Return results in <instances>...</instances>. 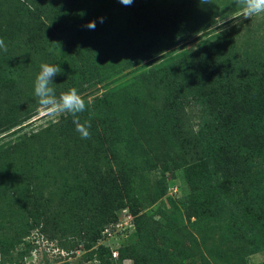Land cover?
<instances>
[{
	"label": "rangeland",
	"instance_id": "1",
	"mask_svg": "<svg viewBox=\"0 0 264 264\" xmlns=\"http://www.w3.org/2000/svg\"><path fill=\"white\" fill-rule=\"evenodd\" d=\"M23 1L37 19L0 59V150L63 124L2 161L1 171L16 162L33 176L56 167L54 182L40 183L47 189L35 194L47 207L26 200L25 222L0 226V264H264V229L247 226L239 190L216 186L208 147L194 140L214 131L227 94L238 107L258 109L264 14L244 19L233 0ZM197 51L201 92L176 65ZM42 63L62 69L51 85L57 95L75 88L84 99L78 116L91 124L89 139L70 114L38 105L34 81ZM262 109V117H244L242 128L253 119L264 125ZM64 165L81 172V186L58 174ZM123 210L133 231L115 227Z\"/></svg>",
	"mask_w": 264,
	"mask_h": 264
},
{
	"label": "trees",
	"instance_id": "2",
	"mask_svg": "<svg viewBox=\"0 0 264 264\" xmlns=\"http://www.w3.org/2000/svg\"><path fill=\"white\" fill-rule=\"evenodd\" d=\"M160 1L167 6L175 2V0ZM3 2H6L4 12L8 14L4 22L0 21V39H3L7 50L0 48V59L5 56V52L6 56L10 54V50L19 43L22 34H29L34 29L37 19V15L27 2L23 0H5ZM229 6L231 7L232 4ZM4 12L3 14L6 16ZM177 14L174 8L167 21L174 22ZM183 32L186 33V31ZM199 55V51L193 52L182 58L176 65L180 67L177 70L183 73L185 81L189 79L191 82L195 81L194 86L198 87L201 92L202 82L195 77L199 67ZM6 61L8 62V58ZM186 87L188 88V86ZM221 101L229 102V104L226 106L225 113L219 116L214 131L203 132V134L198 132L195 134L194 140L196 143H206L208 147L206 159L210 162L216 186L221 189L231 186L233 190H239L238 204L247 226L264 229V125L253 119L245 129L242 128L244 117L253 116L254 112L257 117L263 116L264 96L256 98V107L258 108L256 110L251 103L238 107L235 97L229 94L222 97ZM62 124L63 119L47 126L35 135L22 136L21 140L9 149L0 150V226L10 228L17 217L25 222L23 215L30 212L26 200L37 202L38 198L35 197L37 191L47 189L46 186H39V184L53 181L55 171L52 172V170L53 168L55 170L56 167L33 172L36 174L35 176H38L35 178L29 170L22 169V171L21 166H18L16 162L10 164L7 172L1 171L2 161H9L11 155L19 150V146H24L35 138L54 134ZM222 142H224L223 145ZM57 171L58 174L61 173L66 177L70 175L73 178L74 181L71 185L73 188H76L77 184L81 186L85 180L81 178V172L78 169L73 171L64 165ZM32 179L38 183V186L36 184L29 186L33 183H31ZM162 193L163 191L160 195ZM36 205L47 207V203L37 202ZM17 235H23V232H18Z\"/></svg>",
	"mask_w": 264,
	"mask_h": 264
},
{
	"label": "clouds",
	"instance_id": "3",
	"mask_svg": "<svg viewBox=\"0 0 264 264\" xmlns=\"http://www.w3.org/2000/svg\"><path fill=\"white\" fill-rule=\"evenodd\" d=\"M210 2L211 0H201V3ZM233 2L240 7L241 17L244 19L264 14V0H233ZM120 3L130 6L133 0H120ZM100 22L103 23V18H100ZM224 22L225 20L223 19L218 25ZM86 27L94 30L95 22L89 21ZM0 48H3L5 51L7 50L3 39H0ZM39 67L40 70L34 81V96L37 99L38 105L41 109L49 111L50 114H70L73 117L75 130L80 134L81 138L89 139L91 124L89 121L81 123L78 116L79 113L86 110L84 99L75 88L57 95L55 88L51 86L54 84L53 78L62 72V69L57 64L42 63Z\"/></svg>",
	"mask_w": 264,
	"mask_h": 264
},
{
	"label": "built area",
	"instance_id": "4",
	"mask_svg": "<svg viewBox=\"0 0 264 264\" xmlns=\"http://www.w3.org/2000/svg\"><path fill=\"white\" fill-rule=\"evenodd\" d=\"M176 191V188L173 189V193ZM122 222H118L115 227H121V225L123 226V228H121L122 230H127L128 232L133 231L134 227L133 224L131 222L130 216L126 213V210L122 211ZM108 235V234H107ZM112 256L115 255L114 252L111 253Z\"/></svg>",
	"mask_w": 264,
	"mask_h": 264
}]
</instances>
